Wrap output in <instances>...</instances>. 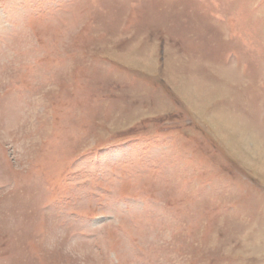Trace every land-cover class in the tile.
<instances>
[{
    "label": "rangeland",
    "instance_id": "rangeland-1",
    "mask_svg": "<svg viewBox=\"0 0 264 264\" xmlns=\"http://www.w3.org/2000/svg\"><path fill=\"white\" fill-rule=\"evenodd\" d=\"M0 264H264V0H0Z\"/></svg>",
    "mask_w": 264,
    "mask_h": 264
}]
</instances>
